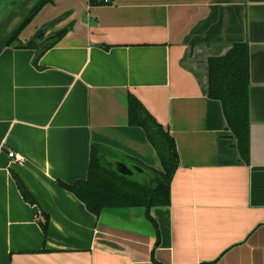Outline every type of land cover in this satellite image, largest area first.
<instances>
[{"label":"crops","instance_id":"obj_1","mask_svg":"<svg viewBox=\"0 0 264 264\" xmlns=\"http://www.w3.org/2000/svg\"><path fill=\"white\" fill-rule=\"evenodd\" d=\"M40 1L0 0L11 34L0 44V264H264V0H52L21 16ZM238 43L250 52L249 165L208 95L209 61ZM130 96L179 154L170 205L151 210L157 229L143 208L96 216L61 186L87 179L93 145L162 170L129 123Z\"/></svg>","mask_w":264,"mask_h":264},{"label":"trees","instance_id":"obj_2","mask_svg":"<svg viewBox=\"0 0 264 264\" xmlns=\"http://www.w3.org/2000/svg\"><path fill=\"white\" fill-rule=\"evenodd\" d=\"M52 0H41L32 10L33 18L39 10ZM110 0H90V4H109ZM27 23L23 24L15 33V42ZM63 34L52 40H43L41 52L56 45ZM40 38V37H39ZM37 41H32L26 47L37 48ZM1 46V45H0ZM209 98L221 103L223 113L236 141V149L243 163L250 164V52L246 43L235 44L233 49L224 57L213 58L209 61ZM129 123L133 127L142 128L151 145L156 150L162 170L157 171L142 165L137 161H128L116 152L99 145L91 149V161L88 177L73 185L61 184L63 188L74 193L87 209L96 216H100L109 209L143 208L146 218L157 229V223L151 216L155 207L170 205L171 183L179 167L177 145L170 132L166 130L137 100L129 97ZM123 162L134 172L129 176L119 172L118 163ZM133 167L142 169L135 171ZM18 188L26 202L34 205L36 201L24 183L18 178ZM45 222L43 230L47 232L49 217L42 213ZM159 232V231H158ZM160 244V236L158 242Z\"/></svg>","mask_w":264,"mask_h":264},{"label":"rangeland","instance_id":"obj_3","mask_svg":"<svg viewBox=\"0 0 264 264\" xmlns=\"http://www.w3.org/2000/svg\"><path fill=\"white\" fill-rule=\"evenodd\" d=\"M38 0H34V4H36ZM23 10V9H22ZM32 9H26L24 10V13L21 14V16H23L25 18V16L27 17V15L31 14ZM2 32L0 31V44H2L5 41H8L9 37L11 36L10 32L9 33H5L8 32L9 30L7 29V25H2L1 27Z\"/></svg>","mask_w":264,"mask_h":264},{"label":"water","instance_id":"obj_4","mask_svg":"<svg viewBox=\"0 0 264 264\" xmlns=\"http://www.w3.org/2000/svg\"><path fill=\"white\" fill-rule=\"evenodd\" d=\"M118 170L120 173L122 174H125V175H129V176H132L134 175V172L131 168H129L125 163L123 162H120L118 163ZM133 169L135 171H138V172H142V169L141 168H138V167H133Z\"/></svg>","mask_w":264,"mask_h":264},{"label":"built area","instance_id":"obj_5","mask_svg":"<svg viewBox=\"0 0 264 264\" xmlns=\"http://www.w3.org/2000/svg\"><path fill=\"white\" fill-rule=\"evenodd\" d=\"M106 2H108V0H106ZM9 157L10 158H15V159H17V160H19V158L14 154V153H9Z\"/></svg>","mask_w":264,"mask_h":264}]
</instances>
